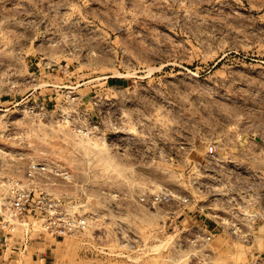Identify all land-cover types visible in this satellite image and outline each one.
I'll return each instance as SVG.
<instances>
[{
  "label": "rangeland",
  "instance_id": "1",
  "mask_svg": "<svg viewBox=\"0 0 264 264\" xmlns=\"http://www.w3.org/2000/svg\"><path fill=\"white\" fill-rule=\"evenodd\" d=\"M30 88L49 117L16 116L24 151L70 171L45 188L86 219L36 233L31 258L264 254V0H0V97Z\"/></svg>",
  "mask_w": 264,
  "mask_h": 264
},
{
  "label": "built area",
  "instance_id": "2",
  "mask_svg": "<svg viewBox=\"0 0 264 264\" xmlns=\"http://www.w3.org/2000/svg\"><path fill=\"white\" fill-rule=\"evenodd\" d=\"M0 110L7 116L0 129V250L22 256L30 250L36 233L69 236L84 229L86 219L45 188L51 179L70 181V171L53 160H31L24 151L25 128L17 123L16 116L45 121L49 117L46 102L23 98ZM90 127L96 130L99 124ZM74 129L84 128L76 123ZM213 237L207 233L203 239L212 241ZM249 264H264V254L250 259Z\"/></svg>",
  "mask_w": 264,
  "mask_h": 264
},
{
  "label": "crops",
  "instance_id": "3",
  "mask_svg": "<svg viewBox=\"0 0 264 264\" xmlns=\"http://www.w3.org/2000/svg\"><path fill=\"white\" fill-rule=\"evenodd\" d=\"M30 69H29V72H30ZM18 97L17 95L11 94V93H8L6 97H0V107H4V108L10 107L15 102L23 98L31 100V88L28 90L27 94L22 95L21 98L17 99ZM218 252L221 256L224 255L225 254L224 246H222L221 252H220V249H218ZM54 253L55 252L53 248H49L47 249V253L44 254L43 256L41 253H36V254L33 253L32 258H31V247H30V250L26 254H24L23 258H19L18 256H16V258L13 257L12 259L7 260L8 257H12L13 255H9L7 253L3 254L0 250V264H48V263H53V261H51V258H53L54 260L56 259L55 257L56 254L55 256H53ZM214 254H215V251H214ZM229 254H230V251L227 253V256ZM249 255L250 254L247 253L248 259H250L251 257V255L250 256ZM227 261L229 262L228 264H233L234 259H229Z\"/></svg>",
  "mask_w": 264,
  "mask_h": 264
}]
</instances>
